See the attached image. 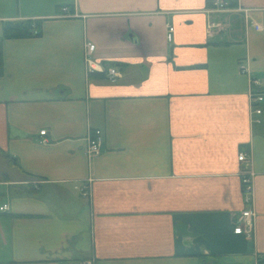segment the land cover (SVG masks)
Instances as JSON below:
<instances>
[{"label": "crops", "instance_id": "obj_1", "mask_svg": "<svg viewBox=\"0 0 264 264\" xmlns=\"http://www.w3.org/2000/svg\"><path fill=\"white\" fill-rule=\"evenodd\" d=\"M17 1L0 0V35L11 19L41 34L2 42L0 153L19 168L0 156V264L264 258V99L260 114L248 99L250 77L264 97V0ZM87 41L116 80L87 76ZM246 207L253 228L235 233Z\"/></svg>", "mask_w": 264, "mask_h": 264}, {"label": "built area", "instance_id": "obj_2", "mask_svg": "<svg viewBox=\"0 0 264 264\" xmlns=\"http://www.w3.org/2000/svg\"><path fill=\"white\" fill-rule=\"evenodd\" d=\"M211 2L215 10H224L227 9L228 7V4L225 0H211ZM62 10L66 11L67 9L63 7ZM214 28L220 29L221 24L210 22L207 26V30L209 32H211ZM173 31H174V27L168 24L166 29V39L168 41L172 39ZM34 32L36 33V29H34ZM94 48H95L94 43L89 41L85 43L84 59H85L87 76L94 74H100V75L103 74L110 81L116 80V78L120 76V72L114 67L111 66L106 67L100 62L96 61L93 53ZM239 69L241 72L247 71L245 67L242 65H240ZM249 84H250V89L248 91L249 104L251 108H253V111L256 114H260L261 109L257 104L262 102L264 99L260 89V82L257 78L250 77ZM39 134L44 135L45 130H40ZM101 142H102L101 131L96 129L90 136H88L87 144L85 148V152L87 156H93L97 154L100 150ZM237 160L242 164L247 163L248 162L247 152L245 150L239 151L237 155ZM240 174H241V186H242L244 200L245 203L249 205L251 203L252 176L254 173L251 169L246 167L240 171ZM75 188H78V186H75ZM87 190H88L87 184H84L83 187L80 188L81 194L83 196L87 195L88 193ZM7 208H8L7 204H2L0 206V210H6ZM253 215H254L253 210L250 207L244 208L241 211V215L238 219L239 225L234 229V232L235 233H240L242 231L251 232L253 228ZM85 264H92V261L86 260Z\"/></svg>", "mask_w": 264, "mask_h": 264}, {"label": "trees", "instance_id": "obj_3", "mask_svg": "<svg viewBox=\"0 0 264 264\" xmlns=\"http://www.w3.org/2000/svg\"><path fill=\"white\" fill-rule=\"evenodd\" d=\"M38 22L30 19H11L5 20L2 24V34L0 35V76L3 74V54H2V42L6 38H25L38 36L41 34V30L37 28ZM36 29V33L34 32ZM0 156L7 157L10 163H13L19 168L16 161H13L7 153H0ZM23 175V172L21 169ZM5 179V175L0 176V180ZM257 264H264V258L259 257Z\"/></svg>", "mask_w": 264, "mask_h": 264}, {"label": "rangeland", "instance_id": "obj_4", "mask_svg": "<svg viewBox=\"0 0 264 264\" xmlns=\"http://www.w3.org/2000/svg\"><path fill=\"white\" fill-rule=\"evenodd\" d=\"M6 4L3 7L10 8L13 12L20 6L21 8H25V4L23 2H18L17 0H5Z\"/></svg>", "mask_w": 264, "mask_h": 264}]
</instances>
